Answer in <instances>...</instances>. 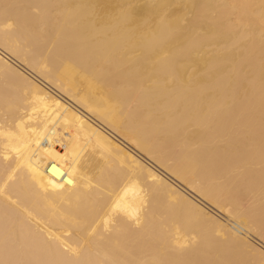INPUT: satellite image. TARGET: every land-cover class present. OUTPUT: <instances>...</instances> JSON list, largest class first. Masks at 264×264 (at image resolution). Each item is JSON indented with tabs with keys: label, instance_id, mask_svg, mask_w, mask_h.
I'll use <instances>...</instances> for the list:
<instances>
[{
	"label": "bare ground",
	"instance_id": "bare-ground-1",
	"mask_svg": "<svg viewBox=\"0 0 264 264\" xmlns=\"http://www.w3.org/2000/svg\"><path fill=\"white\" fill-rule=\"evenodd\" d=\"M0 264H264V0H0Z\"/></svg>",
	"mask_w": 264,
	"mask_h": 264
},
{
	"label": "rangeland",
	"instance_id": "rangeland-1",
	"mask_svg": "<svg viewBox=\"0 0 264 264\" xmlns=\"http://www.w3.org/2000/svg\"><path fill=\"white\" fill-rule=\"evenodd\" d=\"M161 170V169H160Z\"/></svg>",
	"mask_w": 264,
	"mask_h": 264
}]
</instances>
